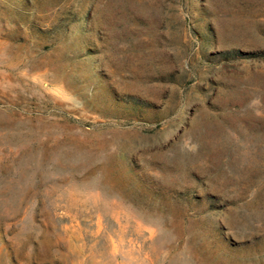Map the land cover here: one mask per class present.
Returning a JSON list of instances; mask_svg holds the SVG:
<instances>
[{
	"label": "rangeland",
	"instance_id": "obj_1",
	"mask_svg": "<svg viewBox=\"0 0 264 264\" xmlns=\"http://www.w3.org/2000/svg\"><path fill=\"white\" fill-rule=\"evenodd\" d=\"M0 264H264V0H0Z\"/></svg>",
	"mask_w": 264,
	"mask_h": 264
}]
</instances>
